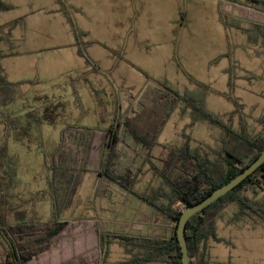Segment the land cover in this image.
I'll return each instance as SVG.
<instances>
[{
    "label": "rangeland",
    "instance_id": "obj_1",
    "mask_svg": "<svg viewBox=\"0 0 264 264\" xmlns=\"http://www.w3.org/2000/svg\"><path fill=\"white\" fill-rule=\"evenodd\" d=\"M4 1L12 9L0 16L1 23L18 19L24 22L13 33L19 38L14 42L15 50L20 54L34 52L29 57L32 65L17 68L31 81L20 88L21 96L17 98L21 109L25 107L31 114L28 131L24 135L18 132L9 141L11 156L18 161L19 185L13 192V200L21 205L19 210L26 218L51 220L52 172L45 155L59 145L61 131L67 126L108 128L116 115L124 113L117 112L108 127L104 120L96 119V111H101L97 103L109 91H104L105 87L95 90V102L83 94H80L82 102L79 97L74 101L69 95L72 86L79 90L80 78H88L90 85L118 83L119 78L113 80L114 73L106 71L120 61L125 50L126 54H132L133 58L128 59L135 66L129 70L121 61L116 68L118 77L131 72L133 77L145 78L144 85L147 77L167 81L181 94L187 92L203 99L206 109L234 131L245 130L252 136L262 132L259 119L264 117V46L250 43L241 31L221 24L219 0H131L129 4L127 0ZM38 18L47 22H35ZM29 25L36 28V33L30 32ZM77 32L85 36L77 39ZM74 37L77 55L67 46ZM87 58L104 75L94 80V75L84 74V70L94 66ZM13 62L4 64L9 72L11 68L15 71ZM9 75L12 78V73ZM134 86L137 84L132 80ZM123 89L126 88L118 91ZM140 90L133 88L130 96L127 90L119 94L130 104ZM10 98L11 90L0 92V108L8 113L14 108ZM223 135L220 127L181 103L160 134V145L148 157L151 164L142 167L132 191L110 183L104 187L105 193L98 194V174L83 173L61 219L69 222L96 219L102 231L111 236L163 238L170 222L148 202L157 199L154 192L168 189L160 176L169 153L164 147L187 148L204 166L221 174L226 169L221 147ZM3 138L6 139V134L1 125L0 142ZM247 195L264 202V189L257 195L251 191ZM171 199L176 200V194L169 189L158 200L170 203ZM235 210V206H230L216 220L220 241H208L207 259L211 264H264V222L248 217L242 222H233ZM149 218L151 222H146ZM9 219L12 224L17 221L14 214ZM69 236L74 237V232L66 238ZM111 239L114 247L107 246L101 264H137L136 257L143 258L141 248ZM55 252L54 249L45 255L53 254L56 258ZM47 263L44 257L36 262Z\"/></svg>",
    "mask_w": 264,
    "mask_h": 264
},
{
    "label": "trees",
    "instance_id": "obj_2",
    "mask_svg": "<svg viewBox=\"0 0 264 264\" xmlns=\"http://www.w3.org/2000/svg\"><path fill=\"white\" fill-rule=\"evenodd\" d=\"M10 9L0 2V11ZM218 12L224 27L242 31L250 43L264 46V0H220ZM18 23L0 26V42L3 41L1 31ZM76 35L77 39L85 36L79 32ZM5 57L0 52V62ZM87 61L96 66L90 59L87 58ZM147 79L130 101L128 109L116 115L108 128L67 126L61 131L59 145L45 155L52 172L49 182L52 217L49 222L26 218L25 213L19 210L21 205L13 200V192L19 185L18 161L9 154V141L24 124L22 117L0 108V126L4 127L6 134V139L0 142V264H36L42 257L49 264H101L110 238L141 248L144 251L141 263L183 264L176 238V227L182 212L234 179L260 156L264 150V117L259 119L262 132L256 136L245 130L234 131L206 109L203 99H196L187 92L183 95L167 81ZM28 83L31 81L8 82L0 65V92L5 87ZM181 103H185L187 110L197 112V115L223 130L221 147L226 169L217 174L214 168L199 162L193 151L164 147L169 153L160 176L168 189L154 192L157 199L148 202L170 222L163 238L111 236L102 231L96 219L82 222L61 219L71 204L83 173L98 174V194L105 193L104 187L110 183L132 191L142 167L151 164L148 157L160 145V134ZM235 105L240 109L237 101ZM169 189L176 194V200L160 202L158 199ZM263 189L264 165L188 222L186 237L193 264H211L205 253L207 243L210 239L220 241L216 220L230 206L236 207L233 222H242L247 217L264 222V202L247 195L249 191L257 195ZM12 214L17 217L15 224L10 223L9 216ZM146 222H151V218ZM73 232L74 237L66 238ZM64 238L67 242H60ZM54 249L57 251L54 253L56 258L53 254L45 255Z\"/></svg>",
    "mask_w": 264,
    "mask_h": 264
},
{
    "label": "crops",
    "instance_id": "obj_3",
    "mask_svg": "<svg viewBox=\"0 0 264 264\" xmlns=\"http://www.w3.org/2000/svg\"><path fill=\"white\" fill-rule=\"evenodd\" d=\"M0 2L9 6L4 0H0ZM130 2H132V1L127 0L128 4ZM219 2H220V0H219ZM218 6H219V4H218ZM10 10L0 11V16L4 15L5 13L10 12ZM218 11H219V7H218ZM12 22H19V23L13 28L7 27L3 31H1V34H2L1 36L3 38V41L0 42V52L2 54H4L6 57L0 62V65L4 70L7 81L14 84V83H17V82H20L23 80H27L28 77H25L23 75L24 73H21L19 70H17V68L19 69V68H24L26 66H30V64L32 65L33 62H30L29 57H31L34 52L33 51H26L25 53L20 54L15 50L16 47H14V42L16 43L17 41H19V38H18V36H16L13 33H15V30L18 27L23 26L24 22H22L21 19L10 21V22H5V23H1V21H0V26H5V25H8ZM35 22H47V21H45V19H43V18H38L37 20H35ZM66 22H68V21H66ZM29 26L30 27L28 29H30V32L36 33V28L32 25H29ZM243 34L247 37V35L245 33H243ZM71 35L73 36V34H71ZM22 38L23 37H21V39ZM75 41L76 40L74 37L72 39V41H70L67 46L72 48L75 55H77L76 54L77 49H75ZM125 51H124L123 57L119 58L120 61H118V63L116 65H113L112 67H110V69H107V71H106L108 74L114 73L113 80L119 78L118 83H116V81L113 82V84H110V82H108L106 84L107 86L106 85L103 86L100 84L98 85V83L96 81H94L97 84H91L90 85L88 78H80V82H79L80 84H78L79 90H77L75 86H72L73 89H70V95L69 96H72V100L76 101V97H79L80 100L81 99L83 100V96H86L89 98V100H92L94 102L96 99L95 95H94L95 90L97 91L98 89H102L103 87H105L104 91L109 90L106 94L107 96L104 95L105 97L102 98L101 102L97 103L98 106L101 107V111H96V115H95L96 119L104 120L107 127L109 126V124L111 123L113 117L115 116V114L117 112H119V111L125 112L127 110V108L129 107L128 102L126 100H124V98L122 97L121 94H119V92H122L123 90H127V95H129V96L133 95L132 93H130V90H132L133 88L134 89L137 88V90L138 89L140 90L146 81L145 78H143V80H142V78H141L142 76H135V77L131 76V72H129V75L127 72V74L124 73L122 75V77L121 76L118 77V74L116 72L117 71L116 68H118V66L121 65V61L124 62V64L128 67L129 70L134 69L133 66H135V65H131L132 63L128 59V58H131V59L133 58L132 54L128 55V54H126ZM121 59H123V60H121ZM12 60L14 61L12 65L15 67V71L12 68L10 69V72L12 73V78H11L9 75V74H11L9 72V68L8 67L5 68L4 64L6 61H12ZM63 64H65V60L63 61ZM95 65H96V63H95ZM83 73L87 74V75H94L95 76L94 80L97 78V76L104 75L102 73V69L100 67H98L97 65L95 67L94 66L89 67L88 69L84 70ZM140 73L142 74L141 70H140ZM140 73H139V75H141ZM116 74H117V76H116ZM132 80H134L136 82L137 86L132 87ZM25 85H21L18 87H5L6 90H11V98L9 99V102L14 107L13 111L9 114L22 117L23 124H24L23 128L20 131L14 132L11 137H15L18 132H20L23 135L27 134V131H28L29 120H30L31 114L29 113V109H27L25 107H24V109H21V106H20L21 103H19L17 101V98H19L21 96L20 95V88L24 87ZM121 88H126V89L118 91ZM80 94H83V96H81ZM127 95H126V97H127ZM82 100H81V102H82ZM80 116H81V114H80ZM40 123H41V121H40ZM47 123H50L49 119H47ZM88 127H93V128L99 127L100 128V126H93V125H90ZM102 128H105V127H102ZM9 154L11 155L10 145H9ZM113 247H114V244L111 243L109 245V248H113ZM136 258L137 259L135 260V262L137 264H141V257L139 256V258H138V256H137Z\"/></svg>",
    "mask_w": 264,
    "mask_h": 264
},
{
    "label": "water",
    "instance_id": "obj_4",
    "mask_svg": "<svg viewBox=\"0 0 264 264\" xmlns=\"http://www.w3.org/2000/svg\"><path fill=\"white\" fill-rule=\"evenodd\" d=\"M262 165H264V150L250 166H248L243 172H241L234 179H232L222 187L213 191L209 196H207L202 201L196 204L189 205L184 209L178 220V224L176 227V238L179 243L183 264H193L192 258L189 253V247L187 244V237H186V228L188 222L194 216L202 213L213 203L217 202L220 198L233 191L243 181H245L248 177L253 175Z\"/></svg>",
    "mask_w": 264,
    "mask_h": 264
}]
</instances>
